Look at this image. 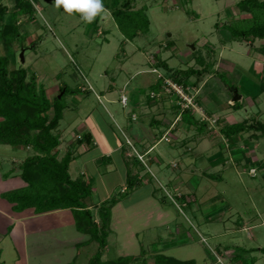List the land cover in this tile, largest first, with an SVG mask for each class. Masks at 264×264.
<instances>
[{"label":"rangeland","instance_id":"obj_1","mask_svg":"<svg viewBox=\"0 0 264 264\" xmlns=\"http://www.w3.org/2000/svg\"><path fill=\"white\" fill-rule=\"evenodd\" d=\"M239 1L133 0L135 9L146 8L149 20L148 31L138 33L133 40L125 39L109 11L98 18L95 31L90 22L57 7L55 0H37L32 18H17L20 38L12 44L15 57L9 71L22 67L33 73L49 100L60 96L59 89L64 86L70 90L62 97L65 108L54 132L60 140L59 157L85 132L98 144L89 153L91 157L121 145L124 153H130L129 158L124 157L127 170L139 174L142 180L141 186L123 200L131 202L150 191L159 206V215L152 206H145L144 212L138 213L140 221L132 216L116 218L103 260L131 256L133 263L145 259L152 264L158 253L193 260L194 264H264V254L259 251L264 247V170L251 164L264 163V137L242 133L229 145L219 132L224 125L252 117L264 123V92L253 99L264 82V53L258 51L264 40L253 44L230 41L228 32L221 28L232 19L249 18L237 8ZM14 3L0 0V8L6 9L1 22L9 21ZM4 53L0 45V55ZM196 59L209 65L210 72L190 77L185 85L189 95L185 97L195 107L194 118L205 123L202 131L181 122L183 110L177 105V96L161 90L172 71L199 69ZM159 62H165L171 71ZM217 69L224 75L222 81L220 75L213 76ZM226 86H235L243 108L235 111L228 106V99L235 94ZM121 96L126 98L125 106L120 103ZM155 104L161 106L154 108ZM153 118L168 123L154 128L149 125ZM171 121L176 133L170 131L160 140L158 164L151 165L149 157L142 155L138 160L129 146L131 143L136 148L134 136L160 138ZM32 154L29 148L0 146V238L9 222L4 211L10 207L1 194L24 186L20 172H10L13 165ZM110 157L106 162L104 157L97 159L100 167L108 162L113 165L102 178L96 177V190L87 201L95 220L97 205H93L100 204L108 194L122 193L125 187L121 152H113ZM76 163L69 166L71 178L80 171ZM161 197H165L164 203ZM170 214L174 219L165 225ZM134 225L135 249L127 239L123 245L126 250L119 252L117 234ZM73 235L76 242L88 237L75 231ZM49 246L39 247L46 255L37 254L33 260L29 246L20 252L14 250L17 246L8 237L0 239V263L16 264L18 257L23 260V254H27L28 264H59L60 248ZM96 249L95 242L75 247L73 264H88ZM46 256L49 259L37 260Z\"/></svg>","mask_w":264,"mask_h":264},{"label":"trees","instance_id":"obj_2","mask_svg":"<svg viewBox=\"0 0 264 264\" xmlns=\"http://www.w3.org/2000/svg\"><path fill=\"white\" fill-rule=\"evenodd\" d=\"M36 1L14 0V10L9 13L7 23L1 22L6 9L0 8V45L5 51L3 55H0V146L25 147L34 152L17 165L19 176L25 186L2 193L1 198L11 205V210L15 213L27 209H31L34 214L69 210L76 231L88 236V240L82 244L91 242L97 244V249L89 258L88 264H147L145 259L133 263L134 258L131 256H119L111 260L102 259L110 232L111 210L134 189L141 186V178L138 174L133 175L130 170H127L124 191L110 196L95 206L97 214V220H95L93 211L87 205L93 193L94 178L78 176L73 179L69 175V164L78 157L76 149L81 145H86L89 149L93 148L92 136L88 132L82 133L59 157L60 140L54 133L65 108L62 97L70 90L64 86L59 89V93L62 92L59 98L53 97L49 100L44 87L37 84L33 73L29 74L22 67L12 71L8 69L15 57L12 44L20 38L17 18L23 15L32 18L33 4ZM132 2L133 0H103L104 9L109 11L117 28L127 40H133L138 33L147 32L149 27L146 8L135 9ZM237 8L240 12L249 14V18L232 19L221 26L228 32L230 41L253 44L256 40H264V0H240ZM102 13L90 22L95 31L98 18ZM75 14L81 17L79 13ZM258 51L264 53V46ZM196 63L199 64V69L190 67L174 70L170 78L179 84L186 85L190 77H199L210 72L209 65H205L200 59H196ZM158 64L165 70L171 71L165 62ZM218 71V69L215 70L213 76L220 75L222 81L224 75ZM226 87L239 97L234 100V96H231L228 99V106L235 111L243 108L244 105L241 103V97L237 95L235 86ZM263 92L264 82H261L253 99ZM182 114L181 122L187 126H194L199 131L206 126L203 121L194 118L192 111L185 110ZM219 132L228 144L232 145L236 142V137L242 133L254 132L258 134V137H264V123L252 117L238 123L224 125ZM108 158L104 157V160ZM251 164L257 169L264 170V163L251 162ZM4 176L6 177L7 174ZM153 197H155L154 192ZM160 201L164 203L165 197H161ZM259 251L264 254V247ZM235 258L237 259L238 256L236 255ZM152 264H194V262L180 261L156 253L152 258Z\"/></svg>","mask_w":264,"mask_h":264},{"label":"crops","instance_id":"obj_3","mask_svg":"<svg viewBox=\"0 0 264 264\" xmlns=\"http://www.w3.org/2000/svg\"><path fill=\"white\" fill-rule=\"evenodd\" d=\"M161 106L159 104H155L153 107H158ZM152 107V108H153ZM174 121H171L169 123V126H167V128L165 129V131L162 133V136H160V138H158L157 135H149L150 137L147 136H137L135 135L134 137H136V148H134L130 141L127 140L130 144L129 146H131L132 150L134 152H136L137 155H142L145 158L149 157L150 159V163L151 165H155L158 164L156 158H158L157 156H159L160 154L157 152V148L159 145L160 140L165 138L166 134H169L170 131L171 133H176L173 132L172 129ZM166 123H168L167 121H165V124L161 121V120H155L154 118L152 120H150L149 125H153L154 128H160L162 125H166ZM138 131V130H137ZM170 133V134H171ZM173 137V136H172ZM168 140V137H167ZM92 143H93V148L89 149L86 145H81L80 147H78L76 149V153L78 154V157L73 160L71 163L73 162H78L76 163V165L78 164V168L80 169V171L78 172L77 176H82L84 178L86 177H92L94 178V186H93V193L96 190V183H97V178H102L105 174H107L109 172V169H111L112 165L108 164L100 167L101 165H99L98 160L100 157H110L111 153H115V152H121V157H122V161L124 162V167H125V171L127 172V167H126V162L124 157H130V153L129 151H125L124 153V148L121 145H117L114 146L112 150H108L105 153H101V154H97L94 155V157L89 156V153H91L94 148H97L98 144L95 141V139H93L92 137ZM152 153H154L152 155ZM111 158V157H110ZM108 160H105L103 162H106ZM71 163L69 164V166L71 165ZM113 163V162H112ZM18 165V164H17ZM17 165H13V167L11 168V172L10 174L14 173V171L18 170L17 169ZM19 171V170H18ZM96 175V176H95ZM139 176V174H138ZM75 177V178H76ZM74 179V178H73ZM101 183V182H100ZM25 186V184H24ZM22 186V187H24ZM20 187V188H22ZM18 189V188H17ZM92 193V194H93ZM109 197V194L106 195L107 199ZM143 197H146L143 200ZM143 197H140L138 199H131V202H128L129 200H121L119 203H117L111 210V218H110V233H112L113 229H112V225L113 222H115L116 218H125L126 219L129 216L132 217H137L139 216L138 213L141 212L142 210H144V207L147 205H150L154 208V213L156 215H159L160 209L159 206L157 205V202L155 201L153 194L148 191L147 194ZM147 199H150L147 201ZM102 200V201H104ZM101 201V202H102ZM142 201H147V202H143ZM128 202V203H126ZM95 205H99L98 204H94ZM138 205H140L139 207H137ZM156 206V207H155ZM88 207L90 209L91 205H88ZM5 212V218L9 221L7 224H5V229L2 232L1 235H3V237H1L0 239H5V238H9L12 241V244L17 248H14V250H18L20 252H22V249L27 250V247L29 246L30 248V258L33 257V260H35V255L37 254H45L46 252L42 253L43 250L46 247H50L49 245L51 244H55L57 248H60V252L57 255H64V254H69V256H67V258H61L60 256V262L59 264H69V263H74L75 257H76V253L75 252V247H81V246H87L88 244H82L84 242H86L88 240V237L84 240H80V241H74L76 235H73L72 237V232L76 231L75 226H74V221H73V217L72 214L69 210H57V211H53V212H48V213H43V214H34L32 212L31 209H27L24 210L20 213H15L11 210V205L9 208H7V210L4 211ZM144 211H142L143 213ZM148 212V211H147ZM167 212V211H166ZM168 214V212H167ZM141 215V214H140ZM147 215H149V213H147ZM159 217V216H158ZM174 219L173 215L170 214L169 218L167 219L165 225H168L172 220ZM140 221L141 219L137 217L136 221ZM135 221V222H136ZM137 225V224H136ZM154 225V224H153ZM155 227H157V225H155ZM136 226L134 225L133 227H126L124 228V230H122V232L120 231V234L118 236L117 234V248L119 252H124L126 250V247L123 246L127 239L129 242V246L131 249H135L134 247V241H136V231L134 230L132 233V230L135 229ZM79 233V232H77ZM81 234V233H80ZM73 239V240H71ZM133 241V242H132ZM90 244V243H89ZM180 246V244H178ZM177 245V247H179ZM35 247H38L37 249H34ZM39 247L44 248L42 250H39ZM175 246H172L171 248H169L168 250L174 248ZM107 249V247L105 248V250ZM169 252V251H167ZM25 253V252H24ZM23 260L18 257L16 260V264H20V261L22 262V264H28V260L29 257L26 254H23ZM46 255V254H45ZM44 255V256H45ZM43 256V255H42ZM167 257H171V256H167ZM22 258V257H21ZM174 258V257H172ZM41 260V259H49V257H41L38 258L37 260ZM176 259V258H175ZM32 260V261H33ZM178 260V259H177ZM180 261H190V260H180ZM193 261V260H191ZM194 262V261H193ZM2 263V262H1Z\"/></svg>","mask_w":264,"mask_h":264},{"label":"clouds","instance_id":"obj_4","mask_svg":"<svg viewBox=\"0 0 264 264\" xmlns=\"http://www.w3.org/2000/svg\"><path fill=\"white\" fill-rule=\"evenodd\" d=\"M57 7L62 6L66 13H79L85 22H91L98 14L106 11L103 0H55Z\"/></svg>","mask_w":264,"mask_h":264},{"label":"built area","instance_id":"obj_5","mask_svg":"<svg viewBox=\"0 0 264 264\" xmlns=\"http://www.w3.org/2000/svg\"><path fill=\"white\" fill-rule=\"evenodd\" d=\"M161 90H163L166 94L169 95H176L177 96V105L183 110H189V111H193L195 110L194 105L189 102V100L185 97L189 95V89L188 86L179 84L174 82L173 80L166 78L164 80V85L162 86ZM158 96V95H157ZM151 97L154 98L155 94L151 93ZM192 98V97H190ZM189 98V99H190ZM126 98L124 96H121L120 98V103L122 104V106L126 105ZM138 160H142L141 155H137ZM250 172H254V170H250Z\"/></svg>","mask_w":264,"mask_h":264},{"label":"water","instance_id":"obj_6","mask_svg":"<svg viewBox=\"0 0 264 264\" xmlns=\"http://www.w3.org/2000/svg\"><path fill=\"white\" fill-rule=\"evenodd\" d=\"M19 58H20V61H21V63H23L24 62V60H23V55H22V51H21V53H20V56H19ZM60 96H58V98H59ZM239 97H237V96H234V100L235 99H238Z\"/></svg>","mask_w":264,"mask_h":264}]
</instances>
